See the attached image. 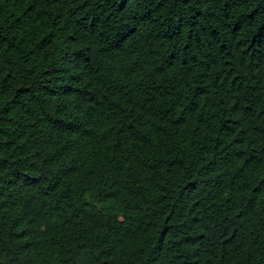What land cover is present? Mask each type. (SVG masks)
<instances>
[{
	"label": "trees",
	"instance_id": "16d2710c",
	"mask_svg": "<svg viewBox=\"0 0 264 264\" xmlns=\"http://www.w3.org/2000/svg\"><path fill=\"white\" fill-rule=\"evenodd\" d=\"M0 264H264V0H0Z\"/></svg>",
	"mask_w": 264,
	"mask_h": 264
}]
</instances>
